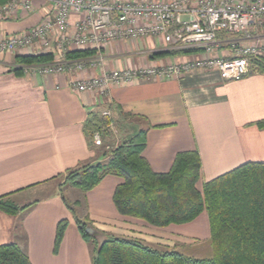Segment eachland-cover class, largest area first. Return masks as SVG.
Here are the masks:
<instances>
[{
  "label": "crops",
  "instance_id": "crops-1",
  "mask_svg": "<svg viewBox=\"0 0 264 264\" xmlns=\"http://www.w3.org/2000/svg\"><path fill=\"white\" fill-rule=\"evenodd\" d=\"M32 5L31 10L19 9L14 16L0 19V34L28 31L51 16L49 2L33 0ZM76 19L78 15L72 13L71 23ZM56 39L53 34L49 48L55 56ZM66 47L79 49L67 43ZM163 47L154 37L112 41L92 55L102 56L98 66L51 75L12 70L17 53L47 50L27 48L0 58V195L25 206L17 214L0 209V244L16 243L31 264H92L90 243L80 234L62 195L69 201L79 200L75 212L81 218L79 207L86 218H102L90 219L96 231L139 237L160 247L176 248L187 239L193 244L209 240L207 214L169 224L164 235L144 232L148 224L116 210L112 195L120 181L115 175L104 176L85 191L58 180L68 169L102 157L84 123L90 112L101 115L104 109L113 117L117 132L109 131V136L113 135L115 144L145 131L142 154L156 172L168 171L177 152L197 150L199 188L246 161H264V127L256 124L264 118L263 72L250 71L240 79H223L216 70H196L178 78H140L112 86L109 97L69 86L70 79L99 74L102 69L163 64L177 56L156 55ZM63 218L67 226L54 250L56 225Z\"/></svg>",
  "mask_w": 264,
  "mask_h": 264
},
{
  "label": "trees",
  "instance_id": "trees-1",
  "mask_svg": "<svg viewBox=\"0 0 264 264\" xmlns=\"http://www.w3.org/2000/svg\"><path fill=\"white\" fill-rule=\"evenodd\" d=\"M6 0H0L3 2ZM193 50H162L156 55H186ZM97 48L67 50L71 59L90 57ZM53 53L16 54L12 70L20 73L19 64L51 61ZM256 70L264 73V60L257 61ZM254 71V70H251ZM107 123L97 112H90L84 123L86 134ZM264 127V118L256 121ZM109 130L104 129L103 134ZM145 131L138 130L118 142L102 161L82 163L66 172L69 185L83 191L91 189L108 175L123 180L113 191L112 200L119 214L137 218L148 225L165 227L186 223L202 211L208 217L212 255L201 258L185 254L175 247L152 245L139 237L100 232L99 240L85 231L89 221L78 216L74 207L78 199L69 201L80 234L93 242L92 264H264V161H246L202 183L196 184L201 173L197 150L179 151L168 171H154L142 151ZM20 206L6 195H0V209L17 214ZM67 226V219L57 222L54 250H57ZM91 241V242H90ZM0 264H31L27 254L16 243L0 244Z\"/></svg>",
  "mask_w": 264,
  "mask_h": 264
},
{
  "label": "built area",
  "instance_id": "built-area-1",
  "mask_svg": "<svg viewBox=\"0 0 264 264\" xmlns=\"http://www.w3.org/2000/svg\"><path fill=\"white\" fill-rule=\"evenodd\" d=\"M51 4V16L28 31L0 34V58L6 53L32 48L48 50L56 35L57 57L46 63L22 64L28 75L80 72L96 67L102 56L67 58V45L99 48L112 41L154 37L160 50H193L163 64L102 69L101 73L70 79L75 91H93L109 97L112 86L140 78L181 77L196 70H216L223 79H240L256 70L264 60V0H44ZM33 0L0 2V19L19 9L31 10ZM72 13L78 15L73 23ZM37 47V49H35ZM226 49V52H221ZM15 66V65H14ZM104 127L91 133L95 145H102L103 131L116 133L111 113Z\"/></svg>",
  "mask_w": 264,
  "mask_h": 264
},
{
  "label": "rangeland",
  "instance_id": "rangeland-1",
  "mask_svg": "<svg viewBox=\"0 0 264 264\" xmlns=\"http://www.w3.org/2000/svg\"><path fill=\"white\" fill-rule=\"evenodd\" d=\"M51 51H52V49L51 50L48 49L46 52L53 53V55H54L55 52H53V51L51 52ZM17 54H19V53H17ZM99 54H97V55H99ZM57 55H56V57H57ZM54 57H55V55H54ZM47 62H49V61H47ZM41 63H46V62H41ZM14 64H15V61H14ZM25 64H27V63H25ZM15 65H18V64H15ZM19 65L21 66L22 64H19ZM103 118L105 120H107V122H108L109 117H108V119L105 118V117H103ZM110 118L112 120L113 117L110 116ZM109 135H110L109 131L107 133L103 134V143H102V145L96 146L98 148V150L102 151L101 154H103L102 157L100 158V160H96V161L105 160L108 157V154H109L110 150L114 147V145H116L115 144V140L112 139L113 135H111V137ZM89 138H91L90 134H89ZM66 174H67V172H64L63 174L59 175L58 176V180L63 179V184H65V186H68L69 182L66 180V177H65ZM115 178H117L120 182L123 180V177L120 176V175H115ZM199 185L200 184H198V186ZM74 209H75V211H77L76 210V206L74 207ZM83 211H84L83 208H80V207L78 208V213H81L82 218L85 221H89L88 222V226L91 225L90 224V219L97 218V219H101L102 220V218L94 217V216H91V215H90L91 218H86V217L83 216ZM104 212H107V211H104ZM200 214L204 218V216L206 215V212L202 211ZM206 217H207V215H206ZM104 219L105 218H103V220ZM145 226H147V228H142V230L144 232H146V233L147 232H152V233H156V234H159V235H164L163 231L168 230L166 227H159V226H152V225H145ZM182 226H188V225H182ZM189 226L187 228H189ZM148 228H155V229L152 230V229H148ZM100 232H102V231H95V234L93 236H96L95 238L101 240L102 239V234ZM199 233H200V236L203 237L202 236L203 235L202 232H199ZM187 240L188 241L185 244H178V246L176 248L178 250L182 251L185 254H189V255L196 256V257H201V258H207V257H210L212 255L213 251H212V248H211L210 240L201 239L198 243H194V244L192 243L193 242L192 240H190V239H187ZM150 244H152V243H150ZM152 245H155V244L153 243ZM90 246H91L92 251H94L93 242L90 243Z\"/></svg>",
  "mask_w": 264,
  "mask_h": 264
},
{
  "label": "water",
  "instance_id": "water-1",
  "mask_svg": "<svg viewBox=\"0 0 264 264\" xmlns=\"http://www.w3.org/2000/svg\"><path fill=\"white\" fill-rule=\"evenodd\" d=\"M85 231L91 235H94L96 230L94 228H92V226L87 225L85 228Z\"/></svg>",
  "mask_w": 264,
  "mask_h": 264
}]
</instances>
